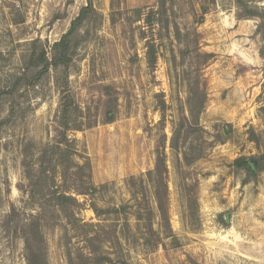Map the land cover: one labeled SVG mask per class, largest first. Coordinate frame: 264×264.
<instances>
[{
  "label": "rangeland",
  "instance_id": "374dc122",
  "mask_svg": "<svg viewBox=\"0 0 264 264\" xmlns=\"http://www.w3.org/2000/svg\"><path fill=\"white\" fill-rule=\"evenodd\" d=\"M29 246L48 264H264V0H0V264Z\"/></svg>",
  "mask_w": 264,
  "mask_h": 264
},
{
  "label": "trees",
  "instance_id": "16d2710c",
  "mask_svg": "<svg viewBox=\"0 0 264 264\" xmlns=\"http://www.w3.org/2000/svg\"><path fill=\"white\" fill-rule=\"evenodd\" d=\"M90 12V5L83 7L81 13L79 16L73 21L71 29L64 35V37L55 44L57 51V54L53 58V60L50 63H46L43 67L42 71H40L39 76L46 72L50 67H58L60 65H63L67 63L70 59L68 56V51L70 48V38L71 36L77 31L78 27L83 24L85 19L88 17V14ZM45 61H47L45 59ZM157 63V57L154 50H150V56H149V64L151 67H155ZM72 95L66 94L64 97V102L62 103L61 109L63 110V120L64 124L68 125L70 115L74 110L78 109V106L75 103L74 97H71ZM250 163H253L254 166L259 169L258 160L256 157H251L250 159L246 157H240L235 161V164L239 168H245L248 169L250 172H253V167ZM56 200L58 202V205L61 207L62 211L66 213L67 216H69L70 219L73 218V215L69 213V210L74 207L79 206V202L77 198L69 196L65 193L60 194L56 197ZM74 219V218H73ZM29 264H48L47 259L45 258V255L43 252L38 251L35 252L30 246H29ZM80 260H82V264H90L89 258L84 256L83 254L80 255ZM107 259L101 258L99 263L102 264Z\"/></svg>",
  "mask_w": 264,
  "mask_h": 264
},
{
  "label": "water",
  "instance_id": "95a60500",
  "mask_svg": "<svg viewBox=\"0 0 264 264\" xmlns=\"http://www.w3.org/2000/svg\"><path fill=\"white\" fill-rule=\"evenodd\" d=\"M251 166L253 167V169H255V166L251 163ZM229 217L227 216V223H229Z\"/></svg>",
  "mask_w": 264,
  "mask_h": 264
}]
</instances>
